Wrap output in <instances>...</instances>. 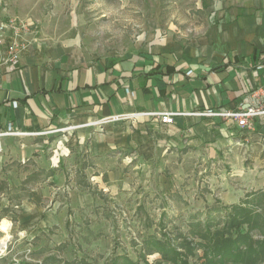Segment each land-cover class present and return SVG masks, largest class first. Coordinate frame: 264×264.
<instances>
[{"label": "crops", "instance_id": "0c3cea01", "mask_svg": "<svg viewBox=\"0 0 264 264\" xmlns=\"http://www.w3.org/2000/svg\"><path fill=\"white\" fill-rule=\"evenodd\" d=\"M186 2L177 20L157 30L148 45L140 41L121 56H90L77 42L32 37L18 60L8 61L5 39L0 132L11 125L34 134L1 138L0 183L8 187L0 190L5 196L1 210L11 204L9 189L40 169L23 175L14 167L2 171V162L33 159L56 168L54 157L45 165L38 155L57 129L75 130L68 144L80 148L82 167L91 178L117 176L122 182L131 175L127 169L135 175L183 172L195 163L199 170L219 169L223 158H230L232 168L247 155L264 159L263 117L256 118L255 131H247L221 117L198 114L251 104L252 92L264 88V0ZM152 111L184 114L167 124L138 114ZM112 116L123 117L107 120ZM241 141L245 144L238 146ZM88 157L95 160L87 162ZM99 166H109L106 175L88 172ZM29 188L36 197L38 188Z\"/></svg>", "mask_w": 264, "mask_h": 264}, {"label": "rangeland", "instance_id": "374dc122", "mask_svg": "<svg viewBox=\"0 0 264 264\" xmlns=\"http://www.w3.org/2000/svg\"><path fill=\"white\" fill-rule=\"evenodd\" d=\"M186 7V0H0V26L15 20L24 24L22 34L27 40L72 41L90 56H121L140 41L148 45L157 30L176 21L178 9ZM57 131L45 139L44 153L38 155L45 165L54 157L56 168L41 167L33 159L2 162V171L14 167L24 175L40 167L46 172L42 182L32 185L38 188L36 197L25 198L18 207L10 204L13 211L0 216V247L4 249L0 264H128V259L134 264H183L185 260L209 264L211 257L223 264L209 253L218 243L215 230L223 223L211 231L203 225L206 238L195 237L190 224L214 216V206L225 209L243 204L258 210L249 201L252 194L264 190L260 186L263 158L247 155L235 168L228 163L230 158H223L219 169L199 170L196 163L191 171L183 172L135 175L127 169L131 175L119 182L117 176L89 177L82 167V151L68 144L75 130ZM88 158L87 162L95 160ZM108 170L109 166H99L88 172L106 175ZM4 197L0 196V207ZM3 219L11 222L8 238L1 230ZM244 227L249 231L248 224ZM238 234L232 230L228 235ZM251 237L257 249L256 242L264 239V225L252 231ZM151 238L152 244H146ZM158 240L187 245L186 249L176 246L180 261H166L156 250ZM247 246L246 242L241 245L242 254ZM263 258L264 252L257 262L230 264H264Z\"/></svg>", "mask_w": 264, "mask_h": 264}, {"label": "trees", "instance_id": "16d2710c", "mask_svg": "<svg viewBox=\"0 0 264 264\" xmlns=\"http://www.w3.org/2000/svg\"><path fill=\"white\" fill-rule=\"evenodd\" d=\"M45 172L46 171L43 169L36 170V172L31 173L25 180H23L22 184L19 187L13 190H9V198L11 200V204H13L14 206H18L20 205L24 197H31V189L29 188V186L35 185L37 184V182H39V180H42ZM0 190L8 191L7 185L5 183H0ZM251 197L252 199L249 202L258 206V210H256V212L253 210V208H250L248 206L243 207V204H235L225 209L214 206L213 211L215 210L214 213H216L214 216L209 215L205 222H201L200 220L197 222H192L190 224L191 232L196 235L195 237L206 238L208 236H205L206 234L202 232L203 225L211 227L210 229L208 227L206 229L207 231H211L212 227L223 223V226H221V228H217L215 230V237H219L216 241L218 243H216L213 246L212 251L209 252L211 253V255H217L218 257H220V262L223 264H230L231 262L245 263V261L246 263H254L259 260V256L264 252V239L256 242L258 244L257 249L253 248L254 242L251 241V232L264 225V190H260L254 195L252 194ZM223 210H225L227 213L225 214ZM11 211H13L12 205H9L8 207H5L1 210L0 216L4 217ZM244 224H248V226H250L249 231L246 230ZM232 230H236V232L239 233L237 237H229L228 234L231 233ZM153 239L154 238H151L148 242L146 241L145 243L151 245L152 242L150 241H152ZM244 242H246L249 247L247 246V251L242 254L241 245ZM181 245L183 244L173 243L172 240L166 242L158 240L155 242V246H157L156 250L162 253L163 258H165L166 261H171L172 259L180 261V258H177V256L180 255V252L177 251L176 248L178 246L183 249L187 248V245L186 247H182ZM249 252L251 253L249 254L250 256L246 257L247 255L245 254H248ZM128 264H134V262L131 259H128ZM183 264H189L188 260H185ZM209 264H218V260H215L214 257H211L209 260Z\"/></svg>", "mask_w": 264, "mask_h": 264}, {"label": "built area", "instance_id": "2783aa9c", "mask_svg": "<svg viewBox=\"0 0 264 264\" xmlns=\"http://www.w3.org/2000/svg\"><path fill=\"white\" fill-rule=\"evenodd\" d=\"M26 29L24 24L15 20H11V22L7 25L0 26V46H3L6 38H9L8 51L5 58L8 61H16L21 55V52L28 47V40L22 34V30ZM190 71L188 74H191ZM252 96L254 97V101L251 104H246L245 101H242L238 107L232 109H225L223 111L213 110L207 112H198V114L206 115V116H217L221 117L224 120L232 121L237 125L239 129L247 130V131H255L256 123L255 120L258 117L264 118V88L255 89L252 92ZM17 106V102L14 103ZM138 114L147 115V116H157L160 120L167 124L174 122V118L177 115H182L184 113H176V112H140ZM124 116V115H123ZM123 116H112L107 120H114L117 118H122ZM104 121V120H103ZM33 135L34 133L24 132V131H16L12 129V126L9 125L8 128L0 132V149L1 146V138L6 137L7 135L13 136H21V135ZM245 144V142H237L238 146Z\"/></svg>", "mask_w": 264, "mask_h": 264}, {"label": "bare ground", "instance_id": "6f19581e", "mask_svg": "<svg viewBox=\"0 0 264 264\" xmlns=\"http://www.w3.org/2000/svg\"><path fill=\"white\" fill-rule=\"evenodd\" d=\"M10 225H11V222L10 220H7V219H3L1 221V230L3 232H5L4 234L7 235V238L10 236L8 233H9V228H10ZM1 243V242H0ZM4 243V240L2 241V244ZM4 249H2V247H0V252L3 251Z\"/></svg>", "mask_w": 264, "mask_h": 264}]
</instances>
